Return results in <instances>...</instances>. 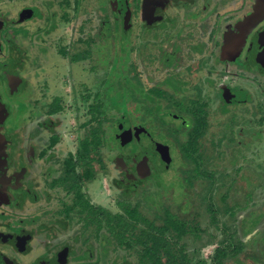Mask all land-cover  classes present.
I'll return each mask as SVG.
<instances>
[{
	"label": "rangeland",
	"instance_id": "1",
	"mask_svg": "<svg viewBox=\"0 0 264 264\" xmlns=\"http://www.w3.org/2000/svg\"><path fill=\"white\" fill-rule=\"evenodd\" d=\"M59 1L0 2V17L3 13L8 18H15L21 8L31 10L34 8L38 12H33L32 18L25 17L17 23L19 27L28 29L27 34L23 36L25 38L28 35L27 40L15 39L19 47L26 49L24 53L19 54L18 63L13 65V68L5 65L0 67V73L9 68L8 71H11L14 77L17 75L20 80L15 92L9 93L6 89L4 94L10 116L6 113L8 119L6 125L5 123L2 124L4 127L0 125V129H7L2 132L1 139L4 140L6 137L12 146L9 158L13 167L18 169L20 166L23 167V161L24 164L27 163L28 174L23 178L24 181L22 180L23 187L30 185L36 188L38 196L36 204L39 206L28 201L30 204L28 212H25L28 203L24 204L25 208L23 207L22 211L33 213L31 217L33 218L38 209L42 212L50 208L61 210L63 202H70V195H65L60 187L49 189L47 182L63 173L65 158L76 153L79 141L99 122L102 140L97 155L99 162L93 163L95 170L93 180L84 182L81 186L89 201L112 213L121 212L116 204L118 200L140 202L150 215L155 209L162 210L163 206H168L181 214L197 211L201 216V227L204 229L201 243L199 241L194 243V248L196 247L199 253L196 255L194 250H191L193 245H190L192 244L190 242L186 246L187 252L190 257L200 256L205 261L204 264H211L209 256L215 248L222 245L223 237L219 230L208 226V212L205 211L203 203L201 204L199 195L196 196L198 190L203 187V182L198 181L189 192L182 187L180 176L181 170L186 167L185 158L174 146L175 134L176 139L185 140L184 135L189 126L169 115L172 111L173 114L179 112L173 108H176L187 95L181 94L185 89H174V94H168L171 92L168 88L173 84L165 80V71L161 66L164 55L173 47L174 39L171 40L167 35H159L155 39L146 37L138 42L134 33L140 27L136 15L132 13L129 20L132 25L125 32L124 24L121 26L116 18L118 15L115 12L117 3L115 1L109 3V0H79L75 9L72 8V3L63 9ZM242 2L243 0L240 3L239 0L233 2V7L240 6ZM244 2L248 4L251 0ZM64 11L70 15L68 20H63ZM255 13L256 9H253L249 14ZM192 18L193 16L186 20V24H191ZM5 23L13 28L17 26L10 23V20ZM89 37L92 40L87 44L78 41V38L85 40ZM135 43L137 46L140 45V48L134 45ZM2 48L1 64L4 63L8 52L6 44L3 43ZM63 48L67 50V55L62 54ZM85 50L89 52V56L83 53L84 58H81V55V59L76 62L69 60V56L74 52L82 53ZM152 53L155 57H152ZM193 56L195 58L196 54ZM14 59H17L16 56ZM181 70L183 71V68ZM250 71L256 72L254 69ZM261 77L262 75L259 78ZM219 78L220 89L223 86L253 92L263 89V83L255 77L254 83L251 81L246 83L244 79H235L234 74L224 71V68ZM155 84L162 86L164 94H154L150 91ZM178 84L184 87V83ZM203 95L201 99L209 101L212 110L208 116V139L199 141L206 143L208 147L209 140L216 142V149L212 151V155L216 156L218 153L220 160L216 162L219 169H225L228 178L236 176V184L243 185V189L237 191L239 194L228 200L229 204L239 200L240 205L238 209L235 208L237 224L235 220H230L229 214L224 215L223 219L227 224L238 225V228H235L237 229L235 235H239L245 242L243 249L245 251L239 253L237 260L228 259L226 263L257 264L259 261L251 260L248 254L255 253L264 259V121L260 119L258 121V118L264 115V111L261 113L257 110L260 106L259 100L264 99L261 96L259 99L257 94H240L247 101L238 100L237 96L233 95L231 102L224 103L221 94ZM57 104H60V109L51 113L50 110ZM225 104L231 105L236 111L229 112ZM1 107L4 106L0 101V110ZM149 108L150 113L147 111ZM227 120L233 122L230 126L232 134L227 131ZM180 123L184 125V135L183 133L177 135L174 132V128L181 126ZM127 126L132 130L134 127L146 129L145 141L147 145L151 144V140L154 141L153 148L157 153L155 165L150 168V176H140L143 180L141 183L140 181L131 183L124 178L122 171L114 162L117 156L129 161L132 150L133 152L141 150L139 142L121 146L114 140V135ZM167 127L168 134L164 131L165 135L162 136V129ZM146 131H142L140 135ZM52 135H57L58 141L47 149ZM153 148L149 146L145 150L150 152ZM43 149L46 150L45 156L37 157ZM204 149L202 147V150ZM209 152L211 153V150ZM26 155L29 156L27 162ZM236 164L239 170L237 174L232 169ZM39 171L44 174H39ZM71 180L80 185L76 174L71 176ZM42 192H47L46 197H50L51 200L44 199ZM247 193L250 194L249 197ZM218 196L219 194H215L213 197L215 206L219 204ZM21 198L25 200L27 197L21 194ZM71 215L73 219L68 220L62 213L59 224L54 228L59 231L58 239L63 241L62 244L71 246L66 264H125V262L135 264V257L132 254L120 248L113 249L110 243H102L96 237L91 236L88 241L82 242L84 235L79 234L77 215L75 213ZM245 218L248 220L252 218L256 225L250 226V220L247 223L245 220L242 222L241 220ZM33 221L30 220L31 226L38 224V220ZM242 223L247 225L242 226ZM49 228H52V225H48L47 230ZM102 233L103 228L100 231V234ZM188 238L186 240L190 241ZM208 241L211 243L207 244ZM24 256L22 264H25L24 261L27 259Z\"/></svg>",
	"mask_w": 264,
	"mask_h": 264
},
{
	"label": "flooded vegetation",
	"instance_id": "2",
	"mask_svg": "<svg viewBox=\"0 0 264 264\" xmlns=\"http://www.w3.org/2000/svg\"><path fill=\"white\" fill-rule=\"evenodd\" d=\"M110 1L117 2L115 12L118 16L116 18H118L121 26L126 17L128 26L125 32L132 25L129 22L132 13L136 15L140 27L134 33L135 40L138 42L139 40L143 41V38L146 37L155 39L159 35H167L171 40L174 39L173 47L164 55V62L161 64L165 71V80L173 84L168 88L171 89V92H166L174 94V89H185L181 94H187L176 108H173L179 113L169 112V115L171 114L174 119H180L181 122L185 123L190 120L189 114L191 112H199L205 116L209 123L208 116L212 109L209 106V101L201 99L203 94H221V100L224 103L231 102L233 95L237 96L238 100L247 101L240 94H257L259 99H261L260 96L264 99L263 0H253V2L251 0L248 4L243 0L238 7H233V2L237 0H109V3ZM240 2L241 0H239ZM257 7L262 8L257 19L250 26L241 27L251 15L249 13ZM32 11L37 12L34 8ZM32 11L28 8H21L15 18H8L2 13L0 17V53L3 50V43L7 45L8 52L4 63H0V67L5 65L13 68V65L18 63V59H14V57L17 58L20 51L23 53L26 51L16 44L15 39L27 40L28 35L25 38L23 36L27 34L28 29L19 27L17 23L25 17L30 18ZM191 16H193L192 23L186 24V20ZM9 20L10 23L17 26L13 28L10 24L5 23ZM163 24H166L165 27L162 26ZM160 41L162 42V40ZM134 45L137 46L136 43ZM21 46L23 45L21 44ZM137 47L140 48V45ZM194 53L196 54L195 58ZM152 57H155L154 53H152ZM149 60L151 61V59ZM223 68L224 71L233 73L235 79H244L246 83L248 81L254 83L253 78L255 77L263 83V89L254 92L243 88L232 89L228 86H223L220 89L219 75ZM251 69L256 70V72H251ZM8 70L9 68L0 73V101L4 106L0 110V121H2L0 125L4 123L6 125L8 120L6 113L9 115V105L4 96L5 91L7 89L9 93L15 92L19 82L17 75L14 77ZM260 75H262L261 78H259ZM228 80L226 79V81ZM179 82L184 83V87L178 84ZM162 89L161 85L155 84L150 90L154 94H164ZM226 98L230 101H225ZM259 103L260 106L257 110L262 113L264 101L259 100ZM225 105L228 106L229 112L236 111L232 109L231 105ZM259 119L264 121V115H261L258 121ZM232 123L227 120V131L230 134H232L230 128ZM125 128H129V126ZM5 130L7 129H0V264H22L24 255L27 257L24 261L25 264H66L71 246L63 245V241L58 239L59 231L54 230V226L59 224L57 218L60 216L53 218L56 209L50 208L44 212L38 209L33 218H31L33 213H25L28 212L30 204L39 206L36 204L38 196L36 188L30 185L23 187L22 180L24 181L23 178L28 174L27 163L24 164L25 161H23V167L20 166L18 169L10 164L9 154L12 152V146L6 137L4 140L1 139V134ZM207 132L208 130L203 133L204 136L200 140L206 141L208 139ZM145 134L147 132L140 135L138 141L135 137L130 141L132 143L139 142L141 146L140 151L130 152L131 160H125L126 171L122 168L124 178L131 181L142 180L140 178L141 172L138 171L142 166L140 156L147 157L145 162L150 168L155 165L157 153L153 148L154 141L151 140V144L147 145ZM149 146L151 149L153 148L150 152L145 150ZM19 158L22 160L21 157ZM28 158L29 156L26 155V162L29 160ZM40 173L44 174V172L39 171ZM52 180H49L47 184L49 185ZM21 194L27 198L25 200L20 199ZM42 194L44 199L51 200L50 197H46L47 192H42ZM26 203L29 206H26V210L23 212L22 208H25L24 204ZM31 219L38 220V224L31 226ZM48 225H52V228L47 230Z\"/></svg>",
	"mask_w": 264,
	"mask_h": 264
},
{
	"label": "trees",
	"instance_id": "3",
	"mask_svg": "<svg viewBox=\"0 0 264 264\" xmlns=\"http://www.w3.org/2000/svg\"><path fill=\"white\" fill-rule=\"evenodd\" d=\"M78 2L79 0L59 1L63 9L72 4V8L75 9L78 6ZM28 10L32 11L31 8H28ZM62 16L63 20L70 18V15L66 11H64ZM91 40V37L85 40L78 38L79 42L85 44L91 42ZM81 51L71 54L69 60L76 62L78 59L84 58L85 55L89 56L88 51L85 50L82 53ZM22 52L18 53L17 59ZM61 52L63 55H67L65 48L61 49ZM83 53H85L84 56L82 55ZM81 55L82 57L80 58ZM59 109L60 104H57L50 112L52 113ZM147 111L150 113V108ZM184 116L185 114L183 118ZM180 117L182 116L180 115ZM189 119L184 123V125L189 124L187 129L184 128L186 129L185 135L182 123H180L181 126L179 128H174V132L177 135L183 133L186 136L185 140L182 141L175 138L176 134L175 137L173 136L174 146L178 149L180 155L185 158L184 163L186 167L181 170L180 181L186 192L191 191L198 183L203 182V187L198 190L196 196L199 195L201 204L203 203L205 211L208 212V226L219 230L221 237H223L221 239L222 245L213 250V253L209 256V260L211 264H230L226 263V260H237L239 253L245 251L243 250L245 242L241 240L239 235H235L237 232L235 228H238V225L227 224L223 216L229 214L230 220L236 219L235 208L238 209L240 205L239 200H235L233 204H229L228 200L232 196H237L239 194L237 191L242 190L243 185L236 184V176L228 178L225 169H219L218 162H216L220 160L219 155L218 153H216V156L212 155V151L216 149V143L210 140L208 147L206 143L203 144L199 141V139L203 138V133L209 130V123L205 119V116L199 112H191ZM169 127L162 129V136L165 135L164 131H167L168 134ZM172 127L174 126L172 125ZM158 133L160 134V132ZM211 133H213L212 130ZM118 134L114 135V140L119 143ZM57 141V135L50 136V141L46 148L53 147ZM101 143V129L98 122L97 126L90 129L79 141L76 153L69 154L65 158L63 173L56 179L53 178L48 186L51 188L60 187L65 192V195H70V202H63L61 210L55 208L56 212L53 218H57V216L64 213L68 220H71L73 219L71 214L75 213L77 215L78 226L80 227L79 234L84 235L82 242L88 241L91 236L96 237L102 243H110L113 249L120 248L132 254L135 257V264H204L205 261L200 256H196L199 253L198 249L194 248L195 242L199 241L201 243L200 240L204 231L203 227H201V216L197 211L181 214L168 206H163L162 210L155 209L150 215L140 205V202L131 203L129 201L118 200L116 204L119 206L121 212L112 213L89 201L85 191L81 190V186L84 182L93 180L95 176L93 163L99 162L97 155ZM202 147L205 149L202 150ZM209 150H211V153ZM45 152L46 150L43 149L40 155L42 157L45 156ZM118 157L121 156H117L114 162L120 171H122L121 166L116 162ZM237 166L238 164L232 166L236 174L239 172ZM149 173H151V169L148 165V173L144 174L141 172L140 175L149 177ZM75 174L79 178L80 185H76L71 180V176ZM217 174L219 177H217ZM137 181L141 183L143 180H134L131 183ZM215 194H219V204L216 206L213 204ZM246 195L249 197L250 194L247 193ZM178 207L181 209L180 205ZM57 219L61 220L60 216ZM249 220L250 226L256 225V222L252 218H249ZM249 220L245 218L241 221L247 223ZM235 221L237 224V220ZM245 223L241 225L246 226L247 224ZM102 228L104 229V233L100 234ZM186 238L190 239V241H187ZM189 242L192 243L190 245H193L191 250H194L196 253L192 257L187 252L188 247L186 246H188ZM208 243H211V241H208ZM248 257L251 260L255 259V261H259L257 264H264V259L255 253H249ZM125 264L128 263L125 262Z\"/></svg>",
	"mask_w": 264,
	"mask_h": 264
},
{
	"label": "water",
	"instance_id": "4",
	"mask_svg": "<svg viewBox=\"0 0 264 264\" xmlns=\"http://www.w3.org/2000/svg\"><path fill=\"white\" fill-rule=\"evenodd\" d=\"M262 11L261 7H257L256 8V13L252 14L248 17V19L244 22V24H242L241 27H247L250 26L252 24V22L257 19V16L260 14V12ZM123 24H124V28L127 27V21L124 18L123 20ZM142 131H146L144 130V128H137L134 127V130H132L131 128H124L119 134H118V138H119V143L121 146L127 144L128 142L131 141V139H133V137L136 138V140L140 139V133ZM134 135V136H133ZM140 158V163H141V167L138 169L139 172H142L144 174L148 173V166L146 165L145 159L147 157L143 156V157H139ZM116 162L121 166V168H123L124 170L126 169L125 167V162L123 161V159L121 157H118L116 159ZM64 262V261H63Z\"/></svg>",
	"mask_w": 264,
	"mask_h": 264
}]
</instances>
